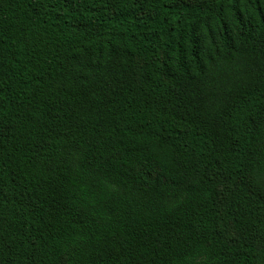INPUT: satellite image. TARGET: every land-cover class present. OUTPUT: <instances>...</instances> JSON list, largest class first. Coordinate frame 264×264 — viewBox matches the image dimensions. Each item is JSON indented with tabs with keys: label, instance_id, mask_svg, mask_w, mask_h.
I'll return each instance as SVG.
<instances>
[{
	"label": "trees",
	"instance_id": "trees-1",
	"mask_svg": "<svg viewBox=\"0 0 264 264\" xmlns=\"http://www.w3.org/2000/svg\"><path fill=\"white\" fill-rule=\"evenodd\" d=\"M0 264H264V0H0Z\"/></svg>",
	"mask_w": 264,
	"mask_h": 264
}]
</instances>
